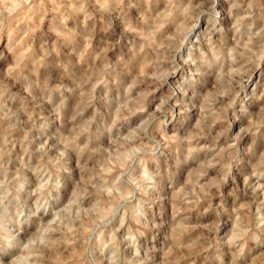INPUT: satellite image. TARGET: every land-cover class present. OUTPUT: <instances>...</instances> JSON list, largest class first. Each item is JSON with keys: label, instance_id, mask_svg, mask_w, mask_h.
<instances>
[{"label": "rangeland", "instance_id": "rangeland-1", "mask_svg": "<svg viewBox=\"0 0 264 264\" xmlns=\"http://www.w3.org/2000/svg\"><path fill=\"white\" fill-rule=\"evenodd\" d=\"M0 264H264V0H0Z\"/></svg>", "mask_w": 264, "mask_h": 264}, {"label": "bare ground", "instance_id": "bare-ground-1", "mask_svg": "<svg viewBox=\"0 0 264 264\" xmlns=\"http://www.w3.org/2000/svg\"><path fill=\"white\" fill-rule=\"evenodd\" d=\"M222 11V10H221ZM218 12V11H217ZM224 13V12H223ZM221 33V32H220ZM188 100V99H187ZM155 114V113H154Z\"/></svg>", "mask_w": 264, "mask_h": 264}]
</instances>
